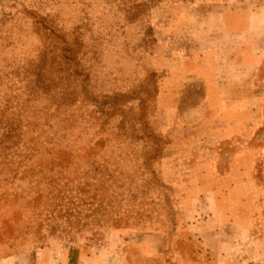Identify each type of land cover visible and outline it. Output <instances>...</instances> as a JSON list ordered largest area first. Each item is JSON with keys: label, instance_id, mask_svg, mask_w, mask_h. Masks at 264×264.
<instances>
[{"label": "rangeland", "instance_id": "obj_1", "mask_svg": "<svg viewBox=\"0 0 264 264\" xmlns=\"http://www.w3.org/2000/svg\"><path fill=\"white\" fill-rule=\"evenodd\" d=\"M71 1L0 0V142L21 147L28 131L46 128V95L85 97L106 124L87 123L85 140L95 150L132 142L141 171L125 170L130 193L113 195L111 208L103 201L77 213L52 205L42 179L23 167L0 176V259L29 253L77 264L105 241L121 264H264V119L256 126L249 111L231 110L229 97L246 94L207 105L201 80L223 74L233 46L263 45L264 0H147L141 28L156 44L145 55L140 26L100 6L87 12L91 33L79 48L82 13ZM74 108L86 115V105ZM121 126L130 138L115 139ZM109 210L142 219L102 222Z\"/></svg>", "mask_w": 264, "mask_h": 264}, {"label": "trees", "instance_id": "obj_2", "mask_svg": "<svg viewBox=\"0 0 264 264\" xmlns=\"http://www.w3.org/2000/svg\"><path fill=\"white\" fill-rule=\"evenodd\" d=\"M151 1L157 3L167 0ZM168 1L194 3L196 1L214 0ZM71 4L75 6L78 12L82 13L80 25L74 30L75 42L79 48H81L83 36L86 33H91L90 19L87 12L90 8L96 6H100L103 11L106 8L109 9L104 13L116 11L123 17L122 22L126 24L125 26H140L138 30H143L141 31L143 36L139 46L143 55L149 53L151 46L156 44L152 29L148 25L141 28V26H144L149 10L147 0H76V2L72 0ZM34 85L36 86L35 82ZM44 87L46 88V86ZM35 88L36 90L32 89L33 94L38 92L37 87ZM36 99H38L37 96ZM40 100L47 103L48 119L47 124H44L46 128L42 131H38V129L28 131L30 137L21 147L15 146V144L12 147L2 145L3 139H5V136L2 135L0 142V176L16 173L23 167L25 174L28 176H39L42 179L49 191L52 205L71 207L72 212H76V207H100L103 201H107L106 204H103L107 208H111L112 198L116 194H119L116 195L117 197L128 195L130 190L123 184V174L127 169L132 171L135 176L140 173L141 169L137 159L142 157V154H140L141 151L138 150V147L133 146L132 142L121 141L116 145L112 144L105 148L99 146L100 150H95L96 145L91 146V143L85 140V136L88 135L87 131L90 129V127H86V124L90 123L91 120L97 121L99 126L106 125L104 120L105 111L92 109L85 97H79L78 99V97L72 98L71 95L63 97L60 95H46L44 99L41 98ZM78 103L86 105V115H76L78 108L74 107ZM7 134L8 138H10L9 134L12 137L11 131H7ZM20 135L22 138L24 137V135ZM20 135L14 134V138L20 139ZM114 137L115 139L130 138V135L127 137L121 126ZM144 153L145 151H143ZM153 153L154 150L150 149L145 155ZM129 165L131 168L128 167ZM37 185L39 187L41 182ZM121 188L124 189V192L116 191ZM104 210L105 208H102V211ZM118 211L112 212L109 210V213L102 215L107 216L102 222H109L115 224V226L117 224L128 226L131 221L133 225L138 226L139 219H142L137 217L138 215L129 217V215H124V213L122 215ZM73 218H76V216ZM139 228L142 231L151 228V225L148 228Z\"/></svg>", "mask_w": 264, "mask_h": 264}, {"label": "crops", "instance_id": "obj_3", "mask_svg": "<svg viewBox=\"0 0 264 264\" xmlns=\"http://www.w3.org/2000/svg\"><path fill=\"white\" fill-rule=\"evenodd\" d=\"M262 39L263 45L261 46H256L253 39H250V43L243 47L233 46L231 60L225 61L226 69L221 70L223 74L220 77L201 78L205 87L206 102L209 106L216 102L227 104L226 97L219 95H229L230 91H232V95L246 94L245 99L242 98V100L239 98L234 100L229 97L231 110L240 113L245 110L249 111L252 115L251 123L256 126H259L264 119V35H262ZM229 66L234 67L235 70L230 72ZM187 68L194 69L192 65ZM247 69L248 73L245 72ZM245 75H247L246 80H244ZM215 86L217 88L224 87L225 93L220 94V90ZM232 115L236 119L241 116ZM88 249L85 254L79 257L77 264H101L105 257L112 260L111 264H121L119 262L121 255L115 250L107 248L105 241ZM0 264H49V262L39 255L23 253L1 258Z\"/></svg>", "mask_w": 264, "mask_h": 264}]
</instances>
